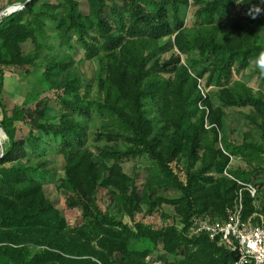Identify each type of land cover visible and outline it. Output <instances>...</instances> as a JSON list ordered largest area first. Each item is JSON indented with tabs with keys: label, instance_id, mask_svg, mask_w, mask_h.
Wrapping results in <instances>:
<instances>
[{
	"label": "trees",
	"instance_id": "trees-1",
	"mask_svg": "<svg viewBox=\"0 0 264 264\" xmlns=\"http://www.w3.org/2000/svg\"><path fill=\"white\" fill-rule=\"evenodd\" d=\"M23 1L21 9L0 19L1 76H4L3 66L34 63L24 55L21 44L29 39L37 41L38 31L46 26L47 19H52L67 43L70 44L75 35L91 57L101 49L108 52V76L101 81L105 100L94 105L131 129L132 145L126 150H102L107 161H115L112 165L94 161L85 143L87 130L74 115L80 112L90 116V106L82 102L77 78L65 59H51L46 78L64 88L66 93H76L69 99L60 96L59 103L64 111L61 122L43 121L44 111L37 118L33 112L27 114L24 108L14 110L12 116L5 113L1 122L9 143L1 150L0 157V264H147L156 246L183 258L180 262L164 264H234L235 253L219 246L208 235L191 237L187 234L194 216H224L242 188L237 180L224 175L230 157L217 146V126H222L223 111H211L214 140L200 156L202 136L206 132L205 112L196 121L192 118L199 111L200 101L212 107L210 99L203 98L198 79L187 66L180 64L179 56L167 62L178 64L174 78L159 76L158 72L165 66L158 60L152 66L148 62L159 50L160 40L175 34L180 51H198L207 63L199 75L204 77L208 73L209 83L222 86L219 93L225 105L253 106L264 119L262 93L238 92L225 86L235 69H247L250 61L264 51V44L253 43L244 32L219 37L214 27L216 19H224L232 12L238 5L236 0H197L199 7L195 15L199 25L211 28L193 37L184 29L183 18L184 6L190 0H124L126 8L118 3L109 4V0H88V12L83 11L78 0ZM169 4L173 22L169 18ZM59 8H63V14H57ZM107 8L114 16V24L107 18ZM244 10L251 19L264 24V0L247 2ZM59 75L63 78L61 82ZM148 100L158 102L165 115V130L173 127L172 134L154 133L145 114ZM27 116L39 134L32 132L29 137L20 139L15 123L28 122ZM44 136L58 141L67 161L65 187L83 199L86 221L81 225L70 226L46 197L43 184L33 175L38 168L8 165L26 157L29 151L37 153L49 141ZM243 147L250 153L264 152L260 144L245 143ZM136 155L154 159L158 183L182 192L179 198L167 201L175 206L183 228L175 225L155 228L142 222L132 227L104 212L97 204L98 188L114 187L122 193L127 213L135 218L136 211L141 209V200L136 183L124 172L119 160ZM182 156L191 162L192 169L188 170L186 180H182L171 166ZM200 159L201 166L193 168L195 161ZM235 175H244L250 180L252 173L236 172ZM130 188L132 193H129ZM243 194L247 218L256 212V206L248 190ZM262 213L264 215V211ZM33 247L38 250L34 252Z\"/></svg>",
	"mask_w": 264,
	"mask_h": 264
},
{
	"label": "rangeland",
	"instance_id": "rangeland-1",
	"mask_svg": "<svg viewBox=\"0 0 264 264\" xmlns=\"http://www.w3.org/2000/svg\"><path fill=\"white\" fill-rule=\"evenodd\" d=\"M55 2L48 0L47 2ZM84 12H88V0H78ZM253 0H239L237 7L230 12L224 19L217 17L214 27L217 28L219 37L225 35L234 36L239 32L249 35L251 41L256 44H264V24L251 19L245 13L246 3ZM7 0H0V19L3 16L4 9L9 8L11 4ZM24 2V1H23ZM23 2L16 3L23 5ZM109 4L118 3L126 8L124 0H109ZM15 4V5H16ZM199 5L197 0H190V3L184 6L183 18L184 29L190 36H198L203 31L211 27H202L195 15ZM169 18L173 22L172 6L169 4ZM57 14H63V8L57 9ZM106 15L109 21L115 23L114 16L110 8H107ZM29 20L31 18H28ZM207 28V29H206ZM95 34L94 31H91ZM176 35L164 37L159 42V50L155 52L148 64L154 65L158 60L165 67L159 71V76L163 78L176 77V68L178 64H167L171 58L180 57L181 62L188 67L192 76L198 79V88L204 99H210L212 107L205 101L198 104L199 111L193 116L196 121L205 112V130L202 136L200 156H203L214 140L212 130L215 124L211 123L210 115L214 109L223 111L222 126H217L218 141L217 146L226 151L230 157L227 166V173L234 176L242 188L237 192L234 205L228 208H234L239 202L240 193L246 190L249 185L257 189L256 196L251 194L256 206V219L263 216L264 211V152L250 153L244 149V144H260L264 146V119L261 114L250 105L247 106H227L220 99V90L222 86L209 83L207 73L204 77L199 75L200 71L207 66L198 51L187 52L180 51L175 43ZM24 55L34 60L33 64L26 65H6L3 66L4 76L0 74V157L1 150L9 143V138L2 127L4 114L12 116L14 110L24 108L27 114L33 112L38 118L44 111L43 121L59 123L63 118V109L60 105V96L72 98L74 93H66L64 88L56 86L52 81L46 78V71L49 68L51 59L57 57L65 59V62L71 67V72L77 78V91L82 102L90 106V116L76 112L75 119L80 122L87 130L85 143L92 152L96 163H107L112 165L115 161H107L102 155L105 148H116L126 150L132 145L129 138L131 129L120 119L107 112H101L94 103L104 102L105 92L101 86V81L108 76V52L101 49L97 55L91 57L83 45L78 41L75 35H72L70 44L62 39L58 27L52 19H47L46 26L38 31L37 41L29 39L21 44ZM69 66L66 74H69ZM57 79V78H56ZM59 82L62 81V75L58 76ZM55 80V78L53 79ZM225 86L238 92L248 90L258 95H264V76L254 64L242 71L235 69L230 81L225 82ZM92 104V105H91ZM129 109V108H127ZM147 119L152 123L154 133L162 135L164 133L172 134L174 128L166 132L165 115L161 112L158 102L148 100L145 106ZM28 117V116H27ZM33 121L28 117V122L16 121L17 136L25 139L32 132L38 135L39 131L33 127ZM49 139L43 147L37 152H28V155L18 161L8 163L16 166H32L38 168L34 172V177L41 181L46 197L63 214L68 224L72 227L83 224L86 221V212L82 197L65 187L67 180L66 164L67 161L61 153L58 141ZM123 170L128 174L133 182L136 183V192L140 197L141 209L136 211L135 218H132L124 206L125 200L120 190L114 187H102L97 190V204L104 212H109L116 219L122 220L124 224L134 227L136 222H142L152 225L155 228H163L169 225L183 228L184 224L179 217L175 206L167 200L179 198L182 192L174 187L158 183L155 173L158 167L154 159L148 155H136L124 157L119 160ZM202 160L195 161L193 168H198ZM171 166L182 180L187 179V172L191 168V162L187 157H180L171 163ZM252 173L250 180L245 176L236 177L235 173ZM226 172L224 173L230 179ZM218 176V175H217ZM234 180V179H233ZM149 182V183H148ZM132 188V187H131ZM130 188L129 193H132ZM166 200V201H162ZM244 202V194H243ZM245 211V202H244ZM226 215V214H225ZM250 215V216H252ZM210 216L211 218H220L223 215ZM38 248L33 247L36 252ZM182 256L179 254H168L162 246L152 248V253L147 259V264H164L165 262H180Z\"/></svg>",
	"mask_w": 264,
	"mask_h": 264
},
{
	"label": "built area",
	"instance_id": "built-area-1",
	"mask_svg": "<svg viewBox=\"0 0 264 264\" xmlns=\"http://www.w3.org/2000/svg\"><path fill=\"white\" fill-rule=\"evenodd\" d=\"M19 9L20 4H14L5 9L3 15ZM225 172L227 173V170ZM230 177L237 180L234 176ZM246 190L256 196L257 189L252 185ZM187 234L191 237L208 235L219 246L235 253L234 264H264V217L260 216L257 220L254 214L245 218L243 192L240 193L239 202L234 208H228L226 215L220 218L194 216ZM254 248L259 250L254 251Z\"/></svg>",
	"mask_w": 264,
	"mask_h": 264
},
{
	"label": "clouds",
	"instance_id": "clouds-1",
	"mask_svg": "<svg viewBox=\"0 0 264 264\" xmlns=\"http://www.w3.org/2000/svg\"><path fill=\"white\" fill-rule=\"evenodd\" d=\"M237 3L238 0H236ZM251 14V13H250ZM253 18H255V16L253 15ZM251 64H254L255 67L259 70L260 74L262 76H264V51H261L256 57H254L251 61ZM254 251H258V248H254Z\"/></svg>",
	"mask_w": 264,
	"mask_h": 264
},
{
	"label": "crops",
	"instance_id": "crops-1",
	"mask_svg": "<svg viewBox=\"0 0 264 264\" xmlns=\"http://www.w3.org/2000/svg\"><path fill=\"white\" fill-rule=\"evenodd\" d=\"M7 1L9 2L10 0H7ZM21 2H23V0H12L11 4H16V3H21Z\"/></svg>",
	"mask_w": 264,
	"mask_h": 264
}]
</instances>
